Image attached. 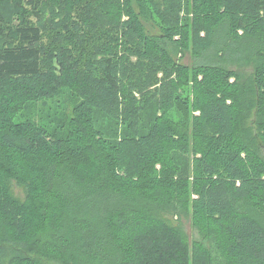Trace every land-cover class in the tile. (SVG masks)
I'll use <instances>...</instances> for the list:
<instances>
[{
	"label": "trees",
	"instance_id": "1",
	"mask_svg": "<svg viewBox=\"0 0 264 264\" xmlns=\"http://www.w3.org/2000/svg\"><path fill=\"white\" fill-rule=\"evenodd\" d=\"M58 263L264 264V0H0V264Z\"/></svg>",
	"mask_w": 264,
	"mask_h": 264
},
{
	"label": "rangeland",
	"instance_id": "2",
	"mask_svg": "<svg viewBox=\"0 0 264 264\" xmlns=\"http://www.w3.org/2000/svg\"><path fill=\"white\" fill-rule=\"evenodd\" d=\"M49 16V10L48 12L45 14V18H47ZM76 17V16H74ZM32 20H35V16L31 15ZM16 21V19H15ZM155 32L157 30L153 29ZM184 62L186 63H192V55L191 54H187L184 58ZM252 67L251 66H244L241 67L240 72L244 75V76H248L252 73ZM66 93V90H65ZM63 93L60 97H56V98H52V99H47V102H38L36 104V106H33L30 108V110H28L26 113V117L31 118L33 120H36L38 122V124L46 127L47 129H52V125L53 123L50 122V118L48 120V113H53V112H58L62 110V107L65 106V104H67V95ZM43 104H45L46 106H44ZM59 109V110H58ZM13 189L14 192L17 196L23 198L25 196V190L24 188L19 185L16 184L15 182L13 183ZM185 227L187 229V231L189 232L191 238H197L199 237L198 232L192 227L191 225V221H185ZM59 264V263H58Z\"/></svg>",
	"mask_w": 264,
	"mask_h": 264
}]
</instances>
